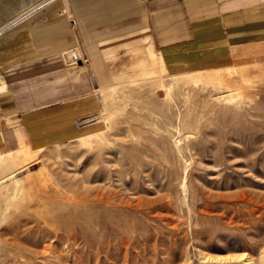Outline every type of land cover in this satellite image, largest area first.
<instances>
[{"label": "rangeland", "instance_id": "1", "mask_svg": "<svg viewBox=\"0 0 264 264\" xmlns=\"http://www.w3.org/2000/svg\"><path fill=\"white\" fill-rule=\"evenodd\" d=\"M72 1L0 0V53L94 71L108 35ZM127 42L128 66L110 51L109 81L94 74L89 125L0 158V264H264V44L168 75Z\"/></svg>", "mask_w": 264, "mask_h": 264}, {"label": "crops", "instance_id": "2", "mask_svg": "<svg viewBox=\"0 0 264 264\" xmlns=\"http://www.w3.org/2000/svg\"><path fill=\"white\" fill-rule=\"evenodd\" d=\"M72 4L82 5L92 28L108 35V52H120L113 55L119 72L130 60L127 40L138 44L132 53L159 59L168 75L217 69L232 60L236 48L264 44V0H73ZM77 16L79 29L85 31L84 15ZM69 42L71 49L76 42ZM86 44L95 53L91 38L86 37ZM108 52L100 62L94 59V71L80 60L82 64L76 65L80 73L68 69L73 65L65 64V52H42L34 58L12 49L0 53V158L65 141L76 133L75 122L93 118L94 74L108 82L105 72L116 66Z\"/></svg>", "mask_w": 264, "mask_h": 264}, {"label": "bare ground", "instance_id": "3", "mask_svg": "<svg viewBox=\"0 0 264 264\" xmlns=\"http://www.w3.org/2000/svg\"><path fill=\"white\" fill-rule=\"evenodd\" d=\"M41 6H42V5H40V7H41ZM33 11H34V10H33ZM25 18H26V17H25ZM18 20H19V19H18ZM21 21H22V20H21ZM11 23H12V22H11ZM17 23H18V22H17ZM14 25H15V24H14ZM7 26H8V25H6L5 27H7ZM12 26H13V25H12ZM5 27H4V28H5ZM4 28H2V30L0 31V34H1V32L3 31ZM9 29H10V28H9ZM4 32H5V31H4ZM73 56L75 57L76 60H73V62H70V63H71L72 65H73V64L78 65L77 62L81 60L80 57H78L77 54H76L75 52H74L73 54H71L70 57H73ZM71 60H72V59H71ZM90 121H92V118H91V120H90V118H86V119L82 120L81 123H80V128H81V127H84L85 125H89V124H90Z\"/></svg>", "mask_w": 264, "mask_h": 264}, {"label": "built area", "instance_id": "4", "mask_svg": "<svg viewBox=\"0 0 264 264\" xmlns=\"http://www.w3.org/2000/svg\"><path fill=\"white\" fill-rule=\"evenodd\" d=\"M70 23H71L72 25H75V21H74L73 19H70ZM71 59H72V60H71ZM68 60H71V62H73V60H76V59H75V57L73 56V57H69ZM80 123H81V122L79 121V122H76L75 124H76L77 127H80Z\"/></svg>", "mask_w": 264, "mask_h": 264}, {"label": "water", "instance_id": "5", "mask_svg": "<svg viewBox=\"0 0 264 264\" xmlns=\"http://www.w3.org/2000/svg\"><path fill=\"white\" fill-rule=\"evenodd\" d=\"M77 63H78V65H81V64H82V62H81V61H78Z\"/></svg>", "mask_w": 264, "mask_h": 264}]
</instances>
